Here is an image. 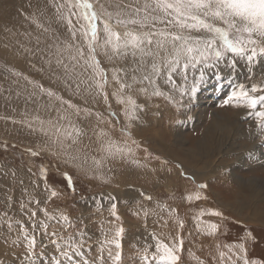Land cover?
Masks as SVG:
<instances>
[{"label": "snow or ice", "instance_id": "6c2138e0", "mask_svg": "<svg viewBox=\"0 0 264 264\" xmlns=\"http://www.w3.org/2000/svg\"><path fill=\"white\" fill-rule=\"evenodd\" d=\"M101 8L103 11L98 13L93 0H44V5L38 4L30 17L37 27L47 32L48 29L37 21L41 17L47 18L50 13L51 19L65 30L63 38L57 32L53 44L48 46L46 63L50 68L55 64L52 72L56 79L73 97L83 101V106L73 104L52 89L34 85L49 98L67 106L58 116V121H67V127L47 121L58 134L52 143L59 144L60 151L53 154L63 155L66 164L102 183H110L101 171L110 163L147 167L136 158L141 145L132 135L133 127L153 107L160 106L153 103L154 99L163 100L177 110L186 107L185 101L191 103L196 98L199 89L208 82L210 73L218 83L227 80L231 85L222 106L244 109L246 117L258 129L254 140L264 145V0H109L108 7L101 5ZM101 56L109 67L102 66ZM52 57H55L54 61ZM241 72L244 79L237 80L236 75ZM112 85H115L112 96L120 106L122 123L109 101L107 89ZM101 98L107 115L89 107ZM74 117L85 121L94 118L96 124L92 127V135H89V124H77ZM105 122L109 130L100 128ZM44 123L40 121L41 125ZM117 128L121 135L114 137L111 132ZM94 137L98 147L92 149ZM96 153L101 154L99 159ZM161 164L166 165L168 161ZM42 171L46 180V169ZM11 175L14 177L15 173ZM181 176L195 182L194 176L184 172ZM65 177L71 186V176L65 173ZM207 189V183H199L194 194L186 195L190 189L171 188L166 199L179 202L176 208L156 200L150 209L137 210V215L143 213L145 221L149 216L153 217L157 228L166 227L169 219L177 226L175 236L161 235L155 230L149 233L151 242L137 249L142 264H182L184 222L177 215V209L180 203L207 200L203 194ZM72 191L75 192L74 187ZM50 194L55 197L57 192L53 190ZM141 196L152 201V197L143 192ZM110 199L113 201L111 216L120 221L115 198ZM5 203L4 211L0 213V219H3L0 230L14 233L15 239L26 243L20 264H43L46 253L38 250V233L47 238L39 248L50 243L56 264H75L76 258L85 255L86 230L77 228L66 213L58 209L49 213L27 188L23 189L20 210L30 224L26 225L24 220H17L11 214L13 200L10 195ZM37 211L42 217H37ZM205 216L218 220L207 221ZM224 219L221 211L200 209L193 222L199 235L215 240L221 233ZM49 222L59 225L63 231L49 232ZM124 234L122 223L103 232L100 247H108L113 264H122ZM208 255L212 264H250L243 240L224 244L223 250L220 244H216L214 250L210 245ZM195 260L197 264H205L199 257Z\"/></svg>", "mask_w": 264, "mask_h": 264}, {"label": "rangeland", "instance_id": "374dc122", "mask_svg": "<svg viewBox=\"0 0 264 264\" xmlns=\"http://www.w3.org/2000/svg\"><path fill=\"white\" fill-rule=\"evenodd\" d=\"M35 1H37V2H35ZM107 1H109V0H93L94 7L96 8L98 13L103 11V9L101 8V5H104L105 8L108 7ZM38 2L41 3V5ZM22 4L24 6L23 10L18 11L19 12L18 14L20 17H22L23 19H24V17L26 18V20L25 19L23 20L22 25L21 24L18 25L17 21L14 19H12V21H14V23H11L9 25V27H3L0 25V41L2 40L0 42V53L2 54V56H0V122H2V123H0V128H1L0 129V187L8 188L9 194L12 192L14 193L15 189L21 184V181H22L20 178H18V174L19 173L29 174L31 176V180L27 184V187L29 189L32 190L34 183H36L37 181H40L44 184V188L42 190L35 191L34 193H31V196L33 198H36V196L38 194H41L36 199L41 200V206L46 207L47 210L49 211V213H52L53 210L58 209L59 211L66 213L69 216V218L75 223L76 219L82 220L86 216H88L89 212L87 211V207H89V200L91 198L95 197L97 194L100 195L103 192L106 193L107 190H112L114 192L113 195L116 196V198L118 200L122 201L123 199L118 198V196L116 195V193H117L116 190H118L117 186L116 185L113 186L114 184H112L113 182H112L111 178L113 179L116 176V175L114 176L113 174H117V173L120 174V173L126 172V171L132 172V167L134 169H139L141 167H138L135 165L133 166L132 164H121L120 165L119 163H116V164L110 163L107 165V167H104L101 169V171H103L105 173L106 177L110 179V183H102L101 181L92 178L91 175H85L78 168L72 166L71 164H66L64 162L65 157L63 155L53 154L54 152L60 151L59 144H53L52 143V139L58 134L56 132V128L54 126L49 125L47 123V121L51 120V121H53V124L59 123L61 125H64L65 127H67V121H58V116L62 114L63 109L66 108L67 106L61 105V102L55 100V98H50V100H52V101H50L49 97H47L46 93H42L40 91V89L38 87H35L34 85H37V84L43 85V87L45 89H52L54 92H56L57 94H59L62 97L65 94L63 99L71 100V102L73 104L83 106V101H81V99L79 97H73L71 95V93L67 89L64 88L61 81L56 79L55 75H53V72H52V69H55V67H56L55 64L53 63L51 68H50L49 65L46 63V61L48 60V54H47L48 53V46L53 44L57 32H59L60 35L62 33L61 37H63V34L65 35V30L62 27H60L55 21H52L50 13L48 14V17H47L48 19L41 17V19L38 20L39 22L37 21L40 24H44L43 26L48 29L47 32H45L43 30V28L37 27V24L36 23L33 24L31 18L27 17V11L30 10V8H31V10L35 11L36 10L35 6L37 7L38 4L40 6H43L44 0H29V1L28 0H22ZM14 9H15V11H17L16 7ZM99 9H101V11ZM23 11H25V12H23ZM10 20H11V18H10ZM82 22L83 21H81V23ZM21 27H22V29H21ZM85 27H86V25H85ZM31 29H33V30H31ZM60 31H61V33H60ZM12 32L14 34H12ZM2 37H3V39H2ZM23 47H25V48H23ZM1 48H2V51H1ZM27 48H29V49H27ZM26 49L29 52L26 51ZM4 53L7 56H4L5 55ZM8 54H10V55H8ZM10 56L13 58H11ZM22 57H23V59H22ZM27 57H29V58H27ZM99 58L102 61L103 67L107 68L110 66L107 62H105L104 57L101 56ZM1 59L3 62L1 61ZM52 59L54 61L55 57H52ZM8 60L10 61V63ZM21 61H27V63L25 62V64H28V65H25L26 67L23 68L24 65ZM15 62L18 64H16ZM3 63L5 64V66ZM15 65H17V66H15ZM16 73H19V75H16ZM8 76H9V79H7ZM24 77H27L28 79L26 80V79H24ZM236 79L237 80H243L244 79L243 72H241L239 75H236ZM29 81H31V83H29ZM114 87H115V85H112L111 87H109L107 89V91L110 94L109 95V98H110L109 101L112 104V108H113L112 111L116 112L117 115L120 116V106L115 102V99L112 96V91H113ZM230 87H231V85L229 84V82L227 80H224V81H221L218 83L217 79L210 73L209 78H208V82L199 89L198 95H196L198 98L203 96V94L205 95L204 100H203L204 104L202 106L203 122L201 124V126L202 125H204V126H202L199 129H194L192 127V126H194L193 124L191 126H189V128L184 127L185 130H187V128H188V130L186 131V134H187L186 136H187V138L189 140V144H190L188 147H195L197 145L196 144L197 141H199L200 139L203 138V136H202V134L204 132L203 127L208 125L211 121V118H210L211 113L210 112H213L214 109H217L218 111H222V112H226V113L228 111H231V110H227V111L225 110V109H228L229 106H222L224 99L226 98L228 92L230 91ZM9 92L10 93L12 92L11 93L12 95ZM29 94H30V96H29ZM7 95L9 96V98ZM16 95H18V96H16ZM100 100H102V98L99 99V102H97V103H100L99 107H95L94 104H91V103H90L89 107H93V108L95 107L94 110L98 109L99 112L104 113L103 111H105V113H107V108H105L106 106L104 107L103 101H100ZM40 102H41V104H40ZM114 103L116 104V106ZM3 104H5V105H3ZM166 104L171 106L175 110H177L176 107L168 104L167 102H166ZM33 105L36 108L33 107ZM213 105H214V108L212 107ZM216 106H218V108H216ZM24 107H25V109H24ZM40 107H41V109H40ZM101 108H103V109H101ZM41 110H42V113L40 112ZM69 111H71V110H69ZM178 111H180V110H178ZM26 113H28V114H26ZM105 115H107V114H105ZM17 116L19 117V119ZM81 116H83V114H81ZM29 117H31V118L29 119ZM145 117L148 119V116L145 115ZM205 117H206V119H205ZM7 118L10 120H8ZM13 119H14V121H13ZM73 119L75 120V122L77 124H81V125L85 124V122L88 124L90 123L89 124L90 125L89 126V135H92L91 130H92V127H94L92 125L96 124V121L94 118H90L88 121L82 120L81 118H75V117ZM150 119H152V117H150ZM15 120H16V122H15ZM38 120L45 121V123L41 126V124H38L40 122ZM120 120L122 123L123 122L122 116H120ZM19 122H20V125H19ZM31 122H32V124H31ZM6 123L7 124L10 123V124L7 125ZM22 123H25V124H22ZM27 123H28V125L30 124V126H28ZM112 123L115 124L116 121L113 119ZM166 124L167 123L164 122L161 129L163 127H165ZM35 125H37V126H35ZM16 126H18L19 128L18 127L15 128ZM23 126L25 129L21 128ZM11 127H13V128H11ZM31 128H33V129H31ZM34 128H36V129L39 128V129L36 130ZM100 128H102L104 130H109V125L107 124V122H105L104 124L100 125ZM157 128H159V127H156L155 129H157ZM6 129H7V131H6ZM16 131H18V133ZM23 131H25V132H23ZM28 131L30 133H28ZM21 132L23 134H21ZM111 134L114 137H118L121 135L119 128L112 130ZM238 134L239 133H236L235 135L231 134L228 131L221 128V129L217 130L206 143H208L209 145H213L214 147H217V148H214L213 150H214V152L216 150L218 152V150L220 149V147L222 145H226L224 141L228 137H230L232 139L233 144H234L235 150L238 152V155H241L243 153L241 156H244V155H246L248 143L242 137L237 136ZM132 135H133L134 139L141 145V148L139 150H137V154H136V158L138 160H140V162L142 161L141 164H147V166H151V167L156 166L157 169L159 168L158 166L164 167L162 170H159L158 173L159 172L164 173L165 171H173L174 169H177L180 172V176H181L182 171H180L179 167L177 168V165L180 166V164L176 163V162H181L182 160H188V157H190L192 154L191 148H189L190 152L188 154L181 153L180 151H178L179 149L176 150L175 146L172 145V143H171L172 141L175 142V138L171 139L172 141L170 139H165V141H167V144L165 145V149L162 153H158L156 150H153V144L150 141L152 139L154 140V136L150 132L138 131L137 135H136V133L132 131ZM29 138H32L33 140L29 139ZM255 142L256 141L254 140L253 144ZM64 143L68 144V143H70V141H64ZM97 147H98V144L95 141V137H94L93 142L90 145V148L94 149ZM261 148L264 149V145H262ZM144 149H147V152H145ZM211 150H212V148H211ZM68 151H71V149H68ZM214 152H212L210 155L211 159H213V154H215ZM32 153H37V154L33 155ZM95 155H96V158L99 159V156L101 154L96 153ZM204 158H205V156L202 158L203 162H204V160H203ZM249 158H251L250 155L248 156V159ZM206 159H208V158L206 157ZM165 160L168 161V164L162 165L161 162L165 161ZM173 161H176V162L174 163ZM253 161L254 162L253 163L251 162V163L255 166V168H250V169L242 168L241 169V171H242L241 175L245 177V180L243 181L244 184L246 186H249L252 190H256V193H257V195L255 197L250 199V202L264 200V164H263L262 160H257V161L253 160ZM89 164H91V160L89 161ZM169 164H171V165H169ZM173 167H174V169H172ZM257 167L260 169H258ZM109 168L113 169V171L111 170L113 174H111V172L108 171ZM42 169H46V175H47L46 180L43 178L45 173L42 171ZM4 173H8V175H3ZM12 173H15L14 177L11 175ZM65 173H67L69 176H71V180H72L71 186L69 185L68 180L65 177ZM167 173H169V172H167ZM27 177H29V176H27ZM184 180H186V179H184ZM131 182H133L134 184L131 183L130 186L124 190V192L123 191H120V192H121V194H125V192L136 194V196H137V198H139V201L141 204L143 202L149 203V202H153L156 200H161V201L165 200V202H168L171 205H173V208H176L177 203H179V202H173V201H172L173 202L172 203L171 200L166 199L167 194L170 190L169 187L167 188L165 186H162V187L156 189L157 191H155L154 187L153 188L145 187L146 186L145 183L143 184L142 182L135 180V178H132ZM215 182H217V181H215ZM218 182H220V181H218ZM186 183H187L186 184L187 186L184 185L185 188H183L182 186L178 187L177 185H175V186L173 185L172 188H179V189L181 188V191H183L184 189H190L191 192H186V193L187 194H194L195 189H196V185H198L199 183H207L208 184V182H197L196 180L194 183L192 181L186 180ZM224 185H226L225 188L222 187ZM224 185H221V182L216 183V184L212 183L211 185L208 184V188L213 186L212 187L213 190H216L217 192L220 193V195H218V197H217V195L209 194L208 193L209 190L207 189L203 193L204 195H206L208 197L207 200H201L199 202L193 200L190 203L189 202H187V203L184 202L182 204L180 203L177 211L183 210V212L177 213V215L183 220L184 228H186V229H195L193 217L196 215V213L200 209L218 210V211H221L223 213V215L226 217V218L224 217L226 220L224 219V222H223L222 228H221V230H224V231H222L220 234H218V236L215 238V240H213L212 242L209 243V246H208V243H203L202 238L199 237L200 235H197L196 237H192L191 234L189 233L186 236V235H184V231H183L182 233H183V238H184V245L186 243H190V244L196 246L197 248H196L195 255L197 257H201L200 255H197V254L200 251V246H202L203 250H204V253H202V255L205 259L200 258V260L206 261V264H212L211 259L208 255V253L210 251V245H211L212 249L214 250L215 245L220 244L221 248L223 250L224 244L235 243V242L239 243L243 240L245 242V246L247 248V256H250V257H248L250 264H264V227L263 226H258V227L252 226L251 224L246 223L247 219L250 218L251 214H249V213L238 214V216H234L230 213L229 210L225 209V207L220 204V203H222V204L228 203V204H231L233 206L235 204V201H236V195L235 196L234 195L233 196L227 195L226 189L229 188L232 190L231 185L230 186L228 184H224ZM72 187L75 188L74 193L72 191ZM50 188L57 192V195L55 197H51V195L49 193ZM132 188H133V190H132ZM145 189L148 192H145L144 191ZM34 190H37V189L34 188ZM135 190H136V193H135ZM3 191H4V189H3ZM142 192L148 196H151L153 200L147 201V199H145V198L143 199V197L141 196ZM4 196H8V194L5 191H4V194H2L0 192V198H2ZM126 198H128V197H125V199ZM99 199H100L102 206H103V203H107V201H102L101 197H99ZM141 199H143V200L141 201ZM20 201H21V199L17 198L15 200V202H13L11 209H10V212L12 215H14L15 219H16L17 215H19L20 217L24 218V223L26 225L30 224V221L27 219V217L23 216L21 214ZM168 203H167V205H169ZM93 204L96 205V203H93ZM107 204H109V203H107ZM0 205H1V203H0ZM1 206H3V205H1ZM2 208L5 209V207H2ZM260 208L261 209L264 208V204L261 205ZM191 212H192V214H191ZM38 216H39V218L42 217V214L40 211H37V217ZM74 218H76V219H74ZM204 219L208 220V221H212V222H215L218 220V218L211 217V216H205ZM76 226H77V228H81V227H84L85 225H79V223H76ZM102 228H103L102 226L101 227L97 226L95 228V231H97V229H98L99 233H101L100 231L102 230ZM175 228L177 229V226H175ZM53 230L63 231V229L60 228L59 225H53L52 222H49L48 231L51 232ZM248 233L251 234L250 237H249ZM37 235H38V240H37L38 250L44 251L46 253V255L43 258V262H44L43 264H54L55 260L52 259V256L54 254V250H53L51 244L47 243V246H46L47 248L44 247L43 249H40L39 244L45 243L47 241V238L45 236L39 235V233ZM101 235L103 236V233H101ZM245 236H248V237L245 238ZM14 242H16L15 243L16 248H11V249L14 250L18 254V256H22L23 251H24V249H22V248L26 247V243L22 240H16ZM90 243L87 245V249L85 252L86 255H84L83 257H79V260H86V261L89 260L86 258V256L90 259L99 258V256L96 253H92V252L88 251L89 247L96 243V240H95V242L90 240ZM102 260L105 261L106 259H102ZM19 262H20V259H19ZM191 262L194 264H197L196 261L194 262L193 260H191ZM0 264H7V263L6 262H0ZM182 264H190L188 261V256L185 253H183V255H182Z\"/></svg>", "mask_w": 264, "mask_h": 264}, {"label": "bare ground", "instance_id": "6f19581e", "mask_svg": "<svg viewBox=\"0 0 264 264\" xmlns=\"http://www.w3.org/2000/svg\"><path fill=\"white\" fill-rule=\"evenodd\" d=\"M35 2H37V1H35ZM107 2H109V1H107ZM39 4L41 5V3H39ZM15 7L17 8V11H15V9H14ZM23 8H24V6L22 4V0H0V25L3 26V27H9V25L11 23H14V21H12V19L16 20L18 25L19 24L22 25L23 24V20L24 19L26 20V18L24 17V19H23L22 17H20L19 14H18L19 13L18 11H20V10L22 11ZM35 8H36V6H35ZM99 10L101 11V9H99ZM25 11H23V12H25ZM34 12L35 11L31 10V8H30V10L27 11V17L30 18ZM10 18H11V20H10ZM21 29H22V27H21ZM31 30H33V29H31ZM60 33H61V31H60ZM12 34H14V33L12 32ZM61 35H62V33H61ZM63 37H64V34H63ZM2 39H3V37H2ZM23 48H25V47H23ZM27 49H29V48H27ZM27 49H26V51H28ZM1 51H2V48H1ZM8 55H10V54H8ZM0 56H2L1 53H0ZM4 56H7V55L5 54ZM11 58H13V57H11ZM27 58H29V57H27ZM22 59H23V57H22ZM1 61H2V59H1ZM21 62L24 65L23 68L26 67L25 65H28V64H25V62L27 63V61H21ZM9 63H10V61H9ZM16 64H18V63H16ZM4 66H5V64H4ZM15 66H17V65H15ZM7 79H9V76H8ZM64 95H63V97H64ZM197 95H198V93H197ZM16 96H18V95H16ZM29 96H30V94H29ZM204 97H205L204 94L200 98H198L196 96V98L194 100H192L191 103H188L187 101H185L187 106L184 107V108H181L180 111L175 110L171 106L167 105L166 102L163 101V100L154 99L153 103L154 104H159L160 106L158 108L153 107L148 112V114L146 115V116H148V119L145 116H143L142 121L139 124H137L135 127H133L132 131L135 132L136 135H137L138 131H148V132H150L154 136V140L152 139L150 141L153 144V150H156L158 153H162L164 151L165 145L167 144V141H165V139H170L171 140V139L175 138V142H173L171 140L172 141L171 143H172V145L175 146V149L176 150L179 149L178 151H180L181 153L188 154L190 152L189 148H191L192 149V154H191L190 157H188V160H182L181 162L173 161L174 163L176 162V163L180 164V167H179L180 171H182L184 173H187L190 176H194L195 180L197 182H208V184H210V185L212 183L216 184V183H220L221 182V185H224V184H228L229 186L231 185L232 190L228 188V189H226V191H227V195H229V196H233V195L235 196L236 195L235 204L233 206L231 204H228V203H226V204L220 203V204L222 206H224L225 209L229 210L230 213L232 215H234V216H238V214H247V213L251 214L250 218L247 219L246 223L251 224L252 226H257V227L258 226H263L264 227V208H262V209L260 208V206L264 204V200L250 202V199L255 197L257 195V193H256V190H252L249 186H246L244 184L243 181L245 180V177L241 175L242 174V171H241L242 168H247V169L255 168V166L252 164L254 162L253 160H255V161L262 160V162L264 164V149L261 148L262 144L259 141H256L253 144L254 137L258 133V129H256L254 127L253 122L246 117L244 109L234 108V107L229 105V108L225 109V110L226 111L227 110H231V111H228L227 113L226 112H222V111H218L217 109H214L213 112H210L211 113V117H210L211 121H210V123L208 125L203 127V129H204V132L202 134L203 138L200 139L199 141H197V143H196L197 145L195 147H188L190 144H189V140H188V138L186 136L187 135L186 131L188 130L189 126H191L193 124L194 126H192V127L194 129H199L202 126H204V125L201 126V124L203 122V119H202V112H203L202 106L204 104L203 103ZM8 98H9V96H8ZM49 100H50V98H49ZM50 101H52V100H50ZM100 101H102V100H100ZM97 102H99V100ZM97 102L94 103L95 107H99L100 103H97ZM40 104H41V102H40ZM3 105H5V104H3ZM103 106L105 107V105H103ZM115 106H116V104H115ZM33 107H35V106L33 105ZM212 107L214 108V105ZM216 108H218V106H216ZM24 109H25V107H24ZM40 109H41V107H40ZM101 109H103V108H101ZM96 110L99 111L98 109H96ZM40 112L42 113V110ZM103 112L105 113V111H103ZM26 114H28V113H26ZM105 114H107V113H105ZM150 117H152V119H150ZM206 117H205V119H206ZM30 118L31 117H29V119ZM18 119H19V117H18ZM8 120H10V119H8ZM40 120H38V121H40ZM13 121H14V119H13ZM15 122H16V120H15ZM20 122H19V125H20ZM164 122H166L167 124H166L165 127H163L161 129V127L163 126ZM0 123H2V122H0ZM28 123H27V125H28ZM8 124H10V123H8ZM22 124H25V123H22ZM31 124H32V122H31ZM38 124H40V122ZM28 126H30V124ZM35 126H37V125H35ZM92 126H95V124L92 125ZM17 127L18 126H16L15 128H17ZM156 127H159V128L155 129ZM184 127H188L187 130H185ZM11 128H13V127H11ZM21 128H24V126L21 127ZM39 128H37V129H39ZM221 128L226 130V131H228L231 134H234V135L236 133H239L237 136L242 137L243 139H245V141L248 143L246 155L241 156L243 153L241 155H238V152L235 150L234 144H233L232 139L230 137H228L224 141L226 145H222L220 147V149L218 150V152H217V150L214 152L213 149L217 148V147H214L213 145H209L206 142L212 137V135L217 130H219ZM31 129H33V128H31ZM34 129H36V128H34ZM6 131H7V129H6ZM16 132L18 133V131H16ZM23 132H25V131H23ZM28 133H30V132L28 131ZM21 134H23V133L21 132ZM29 139H32V138H29ZM85 142L87 143L86 139H85ZM211 148H212V150H211ZM212 152L215 153V154H213V159L210 158V155H211ZM248 154L251 156V158H249V159H248V156H249ZM204 156H205V158L203 159L204 160V162H203L202 158ZM206 157L208 159H206ZM145 165H147V164H145ZM169 165H171V164H169ZM158 167H159L158 169H157L156 166L141 167L139 169H134L132 167V172H127L125 170L126 172H122L120 174L119 173L113 174L112 173L113 169H112V171H109L114 176L116 175L115 178H113V179L111 178V180L113 182L112 184H114L113 186H115V185L117 186L118 190H116L117 191L116 195L118 196V198H121L123 200L122 201L118 200L116 198V196L113 195L114 192L112 190H107L106 193L103 192L100 195L97 194L95 197H93V198H91L89 200V207H87V211L89 212L88 216H86L82 220L74 218V219H76L75 224L79 223V225H85L83 228L86 229L87 244H86V247H85L84 251L86 252L87 245L90 243V240H92L94 242L96 240V243L89 247L91 249L90 252L96 253L99 257L102 256L103 259H106V260L103 261V260H101L99 258L90 259V258H88L86 256V258L89 259V260H87V261L86 260H79V258H76L77 260H75V264H84L85 261L87 262V264H113V260L108 255V247H104L103 249L100 247L101 241L103 239V236L101 235V233H103L109 227H114V226H116L119 223H122L123 227L125 228V234H124V238H123V248H122V254H123L122 264H142V261L140 260V258L138 256L137 249L141 248L142 246H146L147 243L151 242V237L149 236V233L152 232L153 230H155L157 233H160L161 235H163V234H170L172 236L176 235L177 229L175 228L176 225L174 224L173 220L169 219L168 220V225L161 229V228H157L156 227L153 217L149 216L147 218V221H145V217H144L143 213H140V215H137V210L138 209H141V208H149L150 209L153 206V202H149V203H144L143 202L144 204L143 203L141 204L140 201H139V198H137L136 194L128 193V192H125V194H121V192H120V191L124 192V190L127 189L130 186L131 183L134 184L133 182H131L132 178H135V180H138L139 182H142L143 184L145 183L146 184L145 187H151V188L154 187L155 191H157L156 189H158V188H160L162 186H165L167 188L169 187L170 189L172 188L173 185L174 186L177 185L178 187L182 186L183 188H185L184 185L187 184L186 180H184L180 176V172L177 169H174V167H173L172 168V169H174L173 171H165L164 173H160V172L158 173L159 170H162L164 168L162 166H158ZM258 169H260V168H258ZM167 172H169L170 174L167 173ZM27 176H29V177H27ZM18 178H20L23 181V183H21L15 189L14 193L12 192V193L9 194L8 188L0 187V192L2 194H4V191H5L8 194V196L10 195L12 197L13 202H15V200L17 198L18 199H22L23 198V189L24 188H27L30 193H34L35 191H39V190H42L44 188V184L42 182H40V181H37L36 183H34L33 189L32 190L29 189L27 187V184L31 180V176L29 174L19 173L18 174ZM215 181H217V182H215ZM218 181H220V182H218ZM36 185H39V187H35ZM212 187L213 186L208 188V190H209L208 193L217 195V197H218V195H220V193L217 192L216 190H213ZM222 187L225 188L226 185H224ZM34 188L37 189V190H34ZM3 189H4V191H3ZM132 190H133V188H132ZM51 191H53V189L50 188L49 189V193H51ZM144 191L148 192V191H146V189ZM135 193H136V190H135ZM40 195L41 194H38L36 196V198H38V196H40ZM6 197L7 196H4V197L0 198V203H1V205H3V206L0 205V213H2L4 211V209L2 207L6 206V203H5L6 202ZM99 197H101L102 201H107V203H109V204L103 203V206H102ZM125 197H128V198L125 199ZM110 198H115V202L117 204L116 211H117L118 215L121 218L120 221H116L111 216L110 205H111V203L113 201ZM143 199H141V201ZM93 203H96V205L93 204ZM168 204H170V203H168ZM171 207H173V205ZM182 212H183V210H178L177 211V213H182ZM191 214H192V212H191ZM38 218H39V216H38ZM165 218H167V216ZM16 219L17 220H21V219L24 220V218L20 217L19 215H17ZM109 221H111V224L108 223ZM0 223H3V219H0ZM97 226L98 227L103 226L102 230L100 231L101 233H99L98 229H97V231H95V228ZM183 231H184V235H186V236L189 233L191 234L192 237H196L197 235H199L196 232L195 229L183 228V230L181 231V235L182 236H183V233H182ZM222 231H224V230H221V232ZM248 235H249V233H248ZM217 236H218V234H217ZM199 237L202 238L203 243H208V246H209V243L213 241L211 238H207V237H204V236H201V235ZM246 237H248V236H245V238ZM16 240L17 239H15L14 233H10V232L5 231V230H0V262H6L7 264H20L19 259H20L21 256H18V254L14 250L11 249V248H16V246H15L16 242H14ZM229 244H231V243H229ZM196 248H197L196 246H194V245H192L190 243H186L184 245V249H185L184 253L188 256V258H189L188 261H189L190 264H194V263L191 262V260H193L194 262L196 261L195 260V257H197L195 255ZM22 249H24V248H22ZM112 250H113V253H115L116 250L114 248ZM202 253H204V250H203V247L200 246V251H199V253L197 255L201 256L199 258L205 259L203 257V255H202ZM248 257H250V256H248ZM54 262L56 263V261H54ZM38 264H39V262H38ZM205 264H206V261H205Z\"/></svg>", "mask_w": 264, "mask_h": 264}, {"label": "crops", "instance_id": "0c3cea01", "mask_svg": "<svg viewBox=\"0 0 264 264\" xmlns=\"http://www.w3.org/2000/svg\"><path fill=\"white\" fill-rule=\"evenodd\" d=\"M144 203H148V202H144ZM144 203H143V204H144ZM166 203H167V202H166ZM168 206L171 207L172 205L169 204ZM188 259H189V258H188Z\"/></svg>", "mask_w": 264, "mask_h": 264}]
</instances>
